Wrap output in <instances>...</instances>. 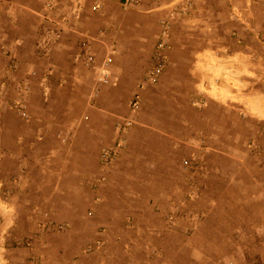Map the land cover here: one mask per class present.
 I'll use <instances>...</instances> for the list:
<instances>
[{"label": "rangeland", "instance_id": "obj_1", "mask_svg": "<svg viewBox=\"0 0 264 264\" xmlns=\"http://www.w3.org/2000/svg\"><path fill=\"white\" fill-rule=\"evenodd\" d=\"M1 39L0 264H264V0H0Z\"/></svg>", "mask_w": 264, "mask_h": 264}, {"label": "crops", "instance_id": "obj_2", "mask_svg": "<svg viewBox=\"0 0 264 264\" xmlns=\"http://www.w3.org/2000/svg\"><path fill=\"white\" fill-rule=\"evenodd\" d=\"M1 42H2V39H1ZM0 51H1L0 52V56H1L0 57V61L2 62V65L4 66V63L5 62L8 63V64L5 65L6 67L4 66V68H6V69H4V72L9 73L8 67L10 68V70L13 67L14 68L18 67V65H19L18 57L14 53L12 47H10L7 44H5V43L2 42L1 43V46H0ZM10 72H13V70L10 71ZM108 134H110L109 131H107L105 133L98 134L96 130L91 129L90 130V134H89V136H90L89 137V140L88 139L87 140H84V142L85 143L86 142H89L90 144H95V143H97V141L102 140L100 142L103 143L104 141L110 139V137H109Z\"/></svg>", "mask_w": 264, "mask_h": 264}, {"label": "built area", "instance_id": "obj_3", "mask_svg": "<svg viewBox=\"0 0 264 264\" xmlns=\"http://www.w3.org/2000/svg\"><path fill=\"white\" fill-rule=\"evenodd\" d=\"M94 10L96 9V6L92 7ZM162 43L159 44V47H161ZM87 60L88 62L92 63L93 62V57L91 54H87ZM164 66V54L163 52L158 49L156 56H155V64L153 65L152 69H151V75L156 77L160 74L162 68ZM108 79V72H101V75L99 76L98 80L100 81H107ZM22 107V106H20ZM25 114V113H23Z\"/></svg>", "mask_w": 264, "mask_h": 264}]
</instances>
